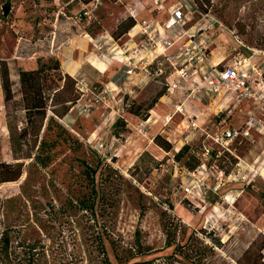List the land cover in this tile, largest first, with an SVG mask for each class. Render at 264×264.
Listing matches in <instances>:
<instances>
[{
    "label": "rangeland",
    "instance_id": "374dc122",
    "mask_svg": "<svg viewBox=\"0 0 264 264\" xmlns=\"http://www.w3.org/2000/svg\"><path fill=\"white\" fill-rule=\"evenodd\" d=\"M132 1L90 3L92 11L78 20L83 0H0V68L6 66L12 91L10 100L0 95V162L21 163L22 169L18 180L0 185V248L1 237L7 240L0 264H264V109L206 92L193 96L188 87L199 72L192 76L189 68L192 78L185 82L166 57L150 66L148 84L130 94L126 67L108 61L135 48L127 33L118 39L112 34L130 16ZM164 1L170 6L176 0ZM192 1L195 14L186 28L210 41L202 70L241 62L264 73V0ZM146 17L141 11L136 18ZM85 36L102 44L98 51L95 42H84L85 55L108 64L103 73L87 64L89 83L95 91L116 84L109 106L87 115L75 107L62 115L61 95L52 97L49 89L44 119L26 112L19 70L59 62L69 40ZM185 40L166 54L176 57ZM182 59L170 62L179 69ZM50 73L54 83L57 73L65 75L61 68ZM173 82L177 87L169 92ZM159 92L154 111H146ZM138 105L139 118L129 112ZM117 108L123 111L117 114ZM250 116L261 126L246 124ZM118 117L126 123L113 130ZM247 126L248 135L215 141L227 129ZM156 135L170 151L155 144ZM185 144L200 157L192 172L183 166L185 158L173 159ZM85 163L98 167L94 214L77 204L89 205L92 197Z\"/></svg>",
    "mask_w": 264,
    "mask_h": 264
},
{
    "label": "built area",
    "instance_id": "2783aa9c",
    "mask_svg": "<svg viewBox=\"0 0 264 264\" xmlns=\"http://www.w3.org/2000/svg\"><path fill=\"white\" fill-rule=\"evenodd\" d=\"M98 2L99 0H93L90 3L95 7V4ZM151 2V18L149 19L138 21L136 18L138 15L137 10L133 7L128 8V14L135 19V25L138 26L136 34L142 36L145 40L139 46H135L131 55L128 54L124 58L114 55L110 58L122 63L126 67L125 74L127 76L132 75L136 70L141 71L150 78V66L155 62L159 63L162 57H166V60L174 68L175 73L185 82L199 72L197 76L198 81L193 82L194 84L190 83L188 87L190 94H193V96L206 92L208 94L220 95L225 97L224 99H233L237 102L249 101L253 105H256L257 108L264 109V75H262L264 73L252 66L246 68L245 65H240L241 62H238L239 65L233 63V65L223 67H218V65L214 64L206 70H202L201 64L203 61H207L208 58L207 52L209 51L210 41L209 36L204 34V32L193 33L191 32L192 26L186 28V25L192 21L195 14L194 8H196V4L192 0H176L168 7L165 6L164 0H152ZM87 6L84 5L83 11L78 15V20L81 17L88 16L92 11ZM205 28L203 27V30ZM198 30L200 31L201 27ZM183 37L186 40L182 42L181 53L176 57H173L174 54L171 56L167 55L166 52ZM93 46L99 51L102 44L96 40ZM181 55L183 56V65L178 69L176 68L177 63H171L170 59ZM100 57L103 58L105 55L100 52ZM189 68H192V76L188 77V79L187 70ZM196 68H198V71ZM249 69L252 71L249 72ZM161 70L160 67L157 68V72L161 73ZM73 78L75 79V89L79 96L70 110L77 107L81 114L87 115L99 107L107 108L109 106L108 100L114 92V89L109 85H104L101 90L95 91L93 84L89 83L85 75ZM176 87V84L173 82L168 86V91L171 92ZM113 111L119 114L123 110L117 108ZM165 120H169V117H166ZM246 124L250 125V127H253L255 124L261 126V122L252 116L248 118ZM191 127L195 128V123H191ZM250 127L247 126L244 131L234 128L227 129L215 141L218 142L220 140V143H227V141L239 134L248 135ZM102 147V143L97 144V150L102 149Z\"/></svg>",
    "mask_w": 264,
    "mask_h": 264
},
{
    "label": "trees",
    "instance_id": "16d2710c",
    "mask_svg": "<svg viewBox=\"0 0 264 264\" xmlns=\"http://www.w3.org/2000/svg\"><path fill=\"white\" fill-rule=\"evenodd\" d=\"M93 0H83L82 3L88 5ZM136 24L135 19L132 17H127L121 20L118 25L116 26L115 31L112 33L114 39L120 38L122 35L128 33L133 26ZM35 53V51H33ZM39 58H36L38 60ZM60 72V64L58 61H55L53 65H47V63H43L38 67L30 68L29 70L20 69L18 72L19 77V84H20V92L22 94V102L24 104V109L26 112H37L40 116V119L43 120L45 117V111L47 107L46 98L44 97L45 91L51 90L53 91L52 97L55 95L60 96L61 100L64 103V108L62 110V115H64L71 107L75 104L76 100L78 99V92L75 89V79L68 74L62 75L57 73V81L54 83L53 81H48V76L52 77L53 74L50 73L51 71ZM55 76V75H54ZM0 85L3 91L4 100H10L12 98V91H11V82L9 79L8 71L6 66L3 64L0 68ZM63 80L62 85L58 83ZM69 81V83H68ZM163 95L162 92H159L150 102L148 107H146V111L152 109L154 104L156 103L157 99ZM68 104V106H67ZM132 108V107H131ZM129 112L133 114L135 117H143L141 113V105L136 106L133 111ZM145 116V115H144ZM119 123H126L123 117H118L113 123V130L119 125ZM155 144L161 147L165 151H170L171 145L167 143L164 139H162L159 135H156L153 138ZM191 145L185 144L182 145L175 153L173 154V159L176 162H181L183 158V166L187 171H194L200 165V157L194 152ZM214 154V153H213ZM84 174L87 179H89L91 192L89 196L91 197L90 204L85 205L83 200H78L77 204L81 207V209L90 211L91 214H94V206L96 204V191L94 188V176L97 172L98 167H91L84 164ZM22 169L21 163H6L0 162V185L3 182L8 181H16L21 176ZM1 248L0 251L6 249L7 240L1 237ZM167 246H170V243H167ZM104 252V251H103ZM108 264V263H107ZM144 264V263H139Z\"/></svg>",
    "mask_w": 264,
    "mask_h": 264
},
{
    "label": "crops",
    "instance_id": "0c3cea01",
    "mask_svg": "<svg viewBox=\"0 0 264 264\" xmlns=\"http://www.w3.org/2000/svg\"><path fill=\"white\" fill-rule=\"evenodd\" d=\"M146 0V1H139V0H133V8L137 10V14L142 11H146L148 13V17L146 19L151 18V8H152V0ZM165 2V1H164ZM168 7V6H167ZM136 26V25H135ZM134 27V26H133ZM132 34H130V31L127 33L129 36V39L127 40V44L132 49L135 46H138V41L140 38H143L142 36H139L137 33L138 29H135ZM87 37V36H85ZM88 38V37H87ZM86 40V41H85ZM97 39L88 38V39H79V38H71L69 40V46H66L64 50L62 51L61 57L59 58L60 68L61 72L68 74L71 77H77L79 75H85L87 73V69L85 66L87 64L91 66L92 68L96 69L99 73H103L106 71V68L108 67V64L112 63L114 66H116L117 61H108L107 63H104L102 59L99 58H93L90 53H87L85 55L84 49L87 48V45L83 44L86 42L88 45L92 41L95 42ZM107 42V41H104ZM108 43V42H107ZM141 43V41H140ZM94 44V43H93ZM131 55V53H130ZM119 63V62H118ZM85 64V65H84ZM35 66H31L30 68H34ZM88 74V73H87ZM127 85H128V92L134 93L136 89H142L144 86L148 84V82L151 80V76H147L146 74L142 73L141 71H135L132 75L127 77ZM110 87L116 84L112 81L108 83ZM2 93L1 85H0V95ZM4 105H1L0 108H3ZM157 107V106H155ZM155 108L150 110L152 113Z\"/></svg>",
    "mask_w": 264,
    "mask_h": 264
},
{
    "label": "water",
    "instance_id": "95a60500",
    "mask_svg": "<svg viewBox=\"0 0 264 264\" xmlns=\"http://www.w3.org/2000/svg\"><path fill=\"white\" fill-rule=\"evenodd\" d=\"M2 9H3V14H7L9 7L4 6L2 7Z\"/></svg>",
    "mask_w": 264,
    "mask_h": 264
},
{
    "label": "bare ground",
    "instance_id": "6f19581e",
    "mask_svg": "<svg viewBox=\"0 0 264 264\" xmlns=\"http://www.w3.org/2000/svg\"><path fill=\"white\" fill-rule=\"evenodd\" d=\"M135 29H138V26H134L131 31H130V34H132L134 31H136ZM134 34V33H133Z\"/></svg>",
    "mask_w": 264,
    "mask_h": 264
}]
</instances>
